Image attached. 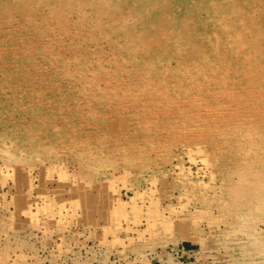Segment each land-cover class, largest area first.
I'll return each mask as SVG.
<instances>
[{"label":"rangeland","instance_id":"obj_1","mask_svg":"<svg viewBox=\"0 0 264 264\" xmlns=\"http://www.w3.org/2000/svg\"><path fill=\"white\" fill-rule=\"evenodd\" d=\"M263 62L264 0H0V264H264Z\"/></svg>","mask_w":264,"mask_h":264},{"label":"bare ground","instance_id":"obj_2","mask_svg":"<svg viewBox=\"0 0 264 264\" xmlns=\"http://www.w3.org/2000/svg\"><path fill=\"white\" fill-rule=\"evenodd\" d=\"M239 8V7H238ZM129 10V9H128ZM238 11V10H237ZM129 13V12H128ZM127 14V13H126ZM256 15V14H255ZM83 17V16H82ZM81 18V17H80ZM118 18H120V17H118ZM129 18V17H128ZM121 19V18H120ZM130 20V19H129ZM85 23V22H84ZM226 26V25H225ZM57 29V28H56ZM71 29V28H70ZM168 31H170V29H168ZM236 33V32H235ZM236 34H238V36L239 35H241V34H239V33H236ZM238 38V37H237ZM48 40V39H47ZM254 42H255V40H254ZM256 43V42H255ZM243 44V43H242ZM243 46V45H242ZM248 54H249V52H247ZM247 54V55H248ZM244 55V54H243ZM250 55V54H249ZM247 58V57H246ZM122 59V58H121ZM255 63V62H254ZM264 63V62H263ZM263 63H261V64H263ZM256 64V63H255ZM260 64V65H261ZM259 66V65H258ZM262 68V67H261ZM249 73V72H248ZM238 99V98H237ZM233 102V101H232ZM235 102V101H234ZM245 108V107H244ZM247 108V107H246ZM245 108V110H247ZM242 109V108H241ZM248 109H251V108H248ZM258 132V131H257ZM252 135V134H251ZM255 135V134H254ZM258 135H259V133H258ZM257 135V136H258ZM262 135V134H261ZM253 137V136H252ZM251 137V138H252ZM254 138V137H253ZM262 139V138H261ZM255 141V140H254ZM258 142V141H257ZM262 142V141H261ZM259 144V143H258ZM259 147V146H258ZM247 213V212H246ZM250 215V214H249ZM246 217H247V215H246ZM252 220V219H251ZM246 221H248V220H246ZM248 223V222H247ZM249 227V226H248ZM247 227V228H248ZM250 228V227H249ZM240 230V229H239ZM238 230V231H239ZM247 230V229H246ZM246 230H243L244 232L246 231ZM241 231V230H240ZM242 231V232H243ZM251 231V230H250ZM248 233V232H247ZM256 238V237H255ZM253 239V238H252ZM239 240V239H238ZM254 241V240H253ZM257 241V240H256ZM242 250H244V249H242ZM254 250V249H253ZM256 250H257V252L258 253H261L262 251H263V253H264V249L262 250V249H258V246L256 247ZM237 251H239V250H237ZM225 252H226V250H225ZM241 252V251H240ZM256 252V253H257ZM225 254V253H224ZM248 254V253H247ZM228 256V255H227ZM237 256L238 257H240V255L239 254H237ZM237 256H234L233 255V253H230V255L228 256V257H226V259H227V264H254L255 263V259H257V258H259V256H256V255H252V254H248V255H246V256H244V257H242L241 259L240 258H238ZM257 263V262H256Z\"/></svg>","mask_w":264,"mask_h":264}]
</instances>
